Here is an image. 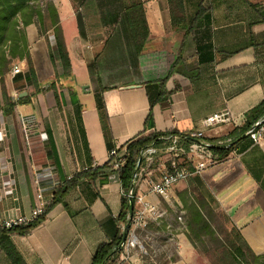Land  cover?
Instances as JSON below:
<instances>
[{
    "label": "crops",
    "instance_id": "1",
    "mask_svg": "<svg viewBox=\"0 0 264 264\" xmlns=\"http://www.w3.org/2000/svg\"><path fill=\"white\" fill-rule=\"evenodd\" d=\"M182 3L185 22L179 28L173 25L169 0H48L59 17L71 77L63 76L58 59L51 61L56 39L44 11L41 21L35 18L25 28L41 92L25 82L15 85L10 73L5 76L13 100L26 94L22 98L31 101L17 105L11 115L0 112V223L30 216L43 171L52 170L62 183L108 161L97 104L88 100L100 87L107 90L103 98L117 148L142 133L158 94L155 82L167 76L183 43V62L166 86L179 89L167 114L160 106L153 108L155 128L146 134H195L203 120L227 113L231 122L206 130L204 139L212 146L231 144L229 134L243 127L246 113L264 100V0ZM138 4L144 6L149 33L140 52L126 12ZM201 7L200 27L187 34ZM18 66L25 76L27 64ZM57 77L63 84L61 108L49 90ZM23 119L31 122L27 130ZM122 196L116 174L95 183L81 181L29 236H14L12 242L26 264H91L97 247L122 228L116 222ZM173 196L188 218L187 207L201 201L223 212L264 262V134L258 143L241 136L226 159L180 183ZM147 198L170 208L159 195ZM179 242L178 258L171 264L188 262L192 245L185 235ZM0 264H11L2 251Z\"/></svg>",
    "mask_w": 264,
    "mask_h": 264
},
{
    "label": "trees",
    "instance_id": "2",
    "mask_svg": "<svg viewBox=\"0 0 264 264\" xmlns=\"http://www.w3.org/2000/svg\"><path fill=\"white\" fill-rule=\"evenodd\" d=\"M35 1L37 0H0V84L2 86L3 98L1 113L5 116L13 114L17 105L27 104L31 101L30 97L18 98L16 101L13 100L6 88L5 76L10 73L15 62H25L28 67V72L25 76L19 74L14 77L13 82L15 85L18 82H25L27 86H33L36 93L41 92L37 83L36 73L29 53V45L25 32V28L32 24L35 18L39 21L43 18L41 11L35 10L32 5ZM169 2H171L173 25L175 27L183 28L185 19L182 0H169ZM126 12L130 19L135 47L137 52H140L149 34L145 22L144 6L143 4H138L134 7L128 8ZM174 12H176L177 15H174ZM47 13L51 19L52 26L54 27L56 39L55 47L50 50L51 61L54 63L55 59H58L63 69V76L69 78L71 77L72 72L71 62L59 26V17L52 7H47ZM204 13L205 11L201 7L196 21L191 25L187 34L197 27H200V22L198 21L203 17ZM183 48L184 43L182 44L179 55L167 76L164 79L155 82L158 86V94L155 99L150 102V111L144 124V131L135 138L127 141L119 148H117L114 142V137L109 124V116L103 98V94L107 90L100 87L99 92L96 94V104L106 149L109 154L112 151H115L118 155L123 150H126L125 164L117 170L113 169L117 157L110 156L104 165L99 167H88L86 170L74 174L70 179L65 180L55 189L53 192V198L45 206L42 214L33 222L11 229L0 228V251L7 256L11 264H26L25 260L14 246L12 237L29 236L32 230L40 226L46 220L47 215L57 205L65 203L66 196L69 192L75 189L81 181L95 183L98 180H106L110 175L116 174L123 191L121 212L116 218V222L126 225L128 223L127 217L132 213L131 202L127 197V194L133 186L134 174L137 171V164L141 158L143 150L149 147L166 146L168 141H166L165 138L171 135L187 136L188 138L184 140V143L188 150L195 148L205 156L210 157L215 161H220L226 159L231 154L235 146V141L243 135L246 136V133L254 126V124L264 117L263 100L260 104L246 113V121L243 127L235 129L229 134L228 137L232 139V142L227 148L217 146L209 148L203 147L195 138L190 136L191 132L187 131L169 130L163 133L154 131L146 134V130L155 128L153 115V108L155 106H160L165 114L170 111L171 97L178 91L179 86H176L173 91H168L166 86L172 75L178 72V66L183 62ZM49 90L53 91L58 108H61L60 93L63 90V84L59 78L50 84ZM187 209L189 212L188 229L191 236L198 240L207 236L210 237L212 241L216 243L217 248L221 250L219 264H264L263 257L257 256L252 252L241 237L238 229L223 212L219 211L231 226L232 236H234L232 241H224L216 229L211 225L212 219L218 215V212L213 211L206 203L201 201L198 205L191 204ZM122 239L123 232L119 230L112 241L100 244L92 257L91 264H120L117 248L121 245Z\"/></svg>",
    "mask_w": 264,
    "mask_h": 264
},
{
    "label": "built area",
    "instance_id": "3",
    "mask_svg": "<svg viewBox=\"0 0 264 264\" xmlns=\"http://www.w3.org/2000/svg\"><path fill=\"white\" fill-rule=\"evenodd\" d=\"M22 73L19 66L15 65L10 74L15 77ZM22 124L25 130L31 123L23 119ZM231 118L227 113L215 114L203 120L200 129L191 134L203 147H215L204 139V132L208 129L229 124ZM264 134V117H262L246 133V136L253 142L258 143ZM187 136L171 135L165 138L168 144L164 147H149L142 151L141 164H137V171L134 174L133 186L127 197L134 204V210L128 215V223L122 225L121 231L127 234L126 240L118 247L119 260L123 264L143 263L148 259L156 264L160 255L165 256L166 261H171L173 253L178 256L180 249L179 236H184L187 226L183 220V211L176 214L175 221L170 220L167 212L156 206L150 200L149 195H159L171 207L175 208L176 200L173 196V189L180 183L187 181L193 175H201L206 169L215 164V160L205 156L202 152L193 148L188 150L184 140ZM218 146V145H217ZM230 143L218 147L227 148ZM199 153V154H198ZM203 154V157L200 155ZM126 150L119 155L115 151L109 154L116 156L113 169L121 168L125 162ZM143 162V164H142ZM39 180V192L37 205L28 217H18L1 221L0 228L11 229L27 225L33 222L41 214L48 202L53 198V192L61 184L52 170H45L37 176ZM129 225V229L126 226ZM153 226V227H152ZM176 226V229H175ZM154 228L155 230H151ZM165 238V244L160 247L156 240ZM168 248L173 247L172 252ZM147 260V261H148Z\"/></svg>",
    "mask_w": 264,
    "mask_h": 264
},
{
    "label": "rangeland",
    "instance_id": "4",
    "mask_svg": "<svg viewBox=\"0 0 264 264\" xmlns=\"http://www.w3.org/2000/svg\"><path fill=\"white\" fill-rule=\"evenodd\" d=\"M32 5L34 6V9L37 11H41L42 15L44 11H47V7H48V0H37L34 3H32ZM19 62H15L13 67L15 65L18 66ZM12 67V68H13ZM7 88V87H6ZM31 91H36L35 88H32ZM18 95H16V98ZM29 97V96H28ZM88 100H91L92 103L95 102L96 103V96L94 94H92ZM3 106V98H2V86L0 84V112ZM178 191L176 192L177 196ZM175 208H167L166 204H164L163 201H160V206L162 208V210L167 212V216L169 219H174L175 218V214H179L180 212H182V208H180L178 206V203L175 202L174 203ZM218 215H216L212 221H211V225L216 229V231L220 234V237L224 240V241H232L234 239V236H232V230H231V226L230 224L227 222V220L225 219V217H223V215L221 214V212L217 211ZM188 213L187 215H185L184 211H183V220L185 225L187 226V231L185 232V236L186 239L190 242V244L192 245V249L189 248V255L187 258V264H219V258H220V254H221V250H219L217 248V245L214 241H212V239L210 237H204L201 240L191 236L190 231L188 229ZM151 230H155L154 228H151ZM176 229V226H175ZM165 238L156 240V243L162 247L165 243ZM171 250L172 252L174 251L173 247L168 248L167 246V251ZM177 256L173 253L171 261H166L165 260V256L164 255H160L156 261V264H171L172 262H175L177 260ZM148 259H144V262L141 264H155L153 262H151ZM138 263V262H137ZM121 264V263H120ZM123 264H131L129 262H125Z\"/></svg>",
    "mask_w": 264,
    "mask_h": 264
},
{
    "label": "water",
    "instance_id": "5",
    "mask_svg": "<svg viewBox=\"0 0 264 264\" xmlns=\"http://www.w3.org/2000/svg\"><path fill=\"white\" fill-rule=\"evenodd\" d=\"M23 95H26V94H21V95H20V98H22V96H23ZM138 164L140 165V164H141V161H139V162H138ZM133 210H134V204L131 202V212H133ZM126 229H127V230L129 229V225H128V226H126ZM126 237H127V234H126V233H124V234H123L122 243H124V242H125V240H126ZM122 243H121V244H122ZM117 250H118V248H117Z\"/></svg>",
    "mask_w": 264,
    "mask_h": 264
}]
</instances>
